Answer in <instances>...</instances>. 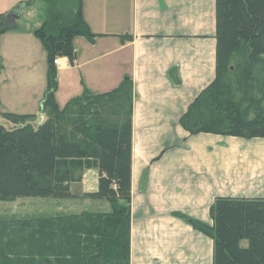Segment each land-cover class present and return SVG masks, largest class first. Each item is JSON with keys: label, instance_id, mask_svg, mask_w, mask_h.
I'll return each instance as SVG.
<instances>
[{"label": "trees", "instance_id": "16d2710c", "mask_svg": "<svg viewBox=\"0 0 264 264\" xmlns=\"http://www.w3.org/2000/svg\"><path fill=\"white\" fill-rule=\"evenodd\" d=\"M42 1L45 19L33 34L46 52L45 120L34 125L35 115L0 112L12 124H0V201L69 199V185L93 168L97 191L87 195L110 209L2 222L0 264H130L132 81L125 77L104 93L83 88L60 107L55 60L72 64L73 39L92 43L95 35L81 0ZM15 13L0 14V35L18 28ZM215 21L214 79L179 124L188 135L264 138V0H215ZM175 215L212 240V264H264V198H215L211 225Z\"/></svg>", "mask_w": 264, "mask_h": 264}, {"label": "crops", "instance_id": "0c3cea01", "mask_svg": "<svg viewBox=\"0 0 264 264\" xmlns=\"http://www.w3.org/2000/svg\"><path fill=\"white\" fill-rule=\"evenodd\" d=\"M25 1L0 0V6L8 4L0 14ZM81 5L95 38L73 39L72 64L56 58L64 103L56 92L55 100L62 107L83 88L104 93L125 77L132 81L130 264H212V240L175 214L211 225L215 198H264V138L188 135L179 124L215 76V0H81ZM38 9L34 17L13 9L17 23L27 26L0 35V112L19 107L23 111L15 114L35 115L41 123L47 67L39 62L37 77L28 73L35 67L33 49L42 52L33 35L45 19ZM6 54L16 59L17 72L9 76ZM20 85L39 91L8 107L2 89L16 97Z\"/></svg>", "mask_w": 264, "mask_h": 264}, {"label": "rangeland", "instance_id": "374dc122", "mask_svg": "<svg viewBox=\"0 0 264 264\" xmlns=\"http://www.w3.org/2000/svg\"><path fill=\"white\" fill-rule=\"evenodd\" d=\"M33 3L35 4L34 6L32 5ZM33 3H31L29 5H25L24 2L21 4L18 3L17 5L13 6V8L8 7L7 8L8 10H6L7 12H5V13H9V12L13 11V9L17 10V9L21 8V9H23V11L27 10L26 12H28V15L30 17L31 16L34 17L39 13L38 8H42L41 13L44 12V14H45L46 4L44 1L37 0V1H34ZM3 6H4V4H2L0 6L1 10L4 9V7H6V6H4V7ZM25 26H27L26 23L24 25L22 23L19 24V22H18V28H20V27L24 28ZM28 26L34 27V23L29 22ZM35 29H36V27H35ZM9 31H11V30H9ZM34 37H35V35H34ZM36 39L39 40L38 38H36ZM41 56L43 57V59ZM1 58L2 57L0 56V59ZM30 58H33V60L36 62H35V67L31 68V70L28 73L33 74V76L37 77V74H38L37 63L40 62L41 65H43V67H45V66L47 67L46 52H45L43 46H42V52L41 53H39L37 49H35V50L33 49L32 53L30 55ZM13 59L16 60L14 55H12V54H10V56H7V54L5 55L4 62L6 64V71H5L6 75H8V74L11 75L15 71L17 72L16 64L14 63ZM40 59H42V60H40ZM22 74H25V72H23ZM1 78H3V77L0 76V79ZM25 87L26 86L22 87L20 85L15 90L16 97L11 96V94L13 92L11 93L10 89H7V90L2 89V92L7 91L6 103H7L8 107L9 106L11 107V105L17 106V104L20 103L21 101H24L28 95H32L35 93L37 94L39 91L38 88L36 87V85H34L32 88H25ZM63 92H64L63 89H61V92H60V84L58 85V80H57L56 93H57V100L60 101V103H64L63 102L64 101V96H63L64 93ZM13 110L16 111L15 113H21V111H23L19 107L15 108ZM26 111H29V110H26ZM38 122H40V121L38 118H36L34 125L39 124ZM0 124L5 125L8 128L12 126L11 123L7 122L6 120L2 119L1 117H0ZM88 170H91V171L86 173V171H88ZM94 170L95 169H93V168L87 169L86 171H84V173H86L84 178L82 175V178L79 182L72 183L69 185V190H70V193L72 195V197H70L69 199H58V198H54L51 196H47V197H40V198L39 197L38 198H36V197L16 198L15 200H13L11 202L0 201V223H2V222L7 223V222H12V221L18 222V221H25V220H35L38 218L55 217V216H59V215L80 214L83 211L108 212L110 207L105 200L95 199V198H92V197L87 195V194H90V193L97 191L98 179H97V176L94 174ZM95 172H96V170H95ZM239 246L240 247H246L247 241L241 240L239 242Z\"/></svg>", "mask_w": 264, "mask_h": 264}, {"label": "water", "instance_id": "95a60500", "mask_svg": "<svg viewBox=\"0 0 264 264\" xmlns=\"http://www.w3.org/2000/svg\"><path fill=\"white\" fill-rule=\"evenodd\" d=\"M75 56H76V53H75Z\"/></svg>", "mask_w": 264, "mask_h": 264}]
</instances>
